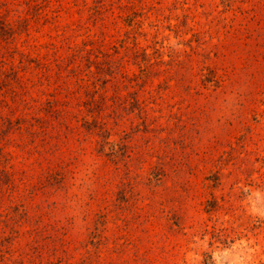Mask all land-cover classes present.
Here are the masks:
<instances>
[{
	"label": "rangeland",
	"instance_id": "rangeland-1",
	"mask_svg": "<svg viewBox=\"0 0 264 264\" xmlns=\"http://www.w3.org/2000/svg\"><path fill=\"white\" fill-rule=\"evenodd\" d=\"M0 264H264V0H0Z\"/></svg>",
	"mask_w": 264,
	"mask_h": 264
}]
</instances>
